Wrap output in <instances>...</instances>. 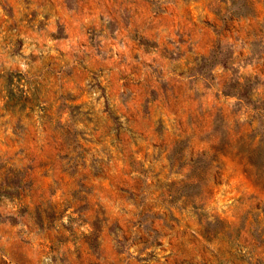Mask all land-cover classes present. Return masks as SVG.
Masks as SVG:
<instances>
[{
    "label": "rangeland",
    "instance_id": "rangeland-1",
    "mask_svg": "<svg viewBox=\"0 0 264 264\" xmlns=\"http://www.w3.org/2000/svg\"><path fill=\"white\" fill-rule=\"evenodd\" d=\"M0 264H264V0H0Z\"/></svg>",
    "mask_w": 264,
    "mask_h": 264
}]
</instances>
